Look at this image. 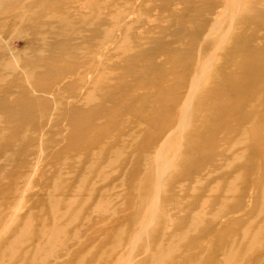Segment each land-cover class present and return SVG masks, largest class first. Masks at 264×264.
Here are the masks:
<instances>
[{"label":"rangeland","instance_id":"obj_1","mask_svg":"<svg viewBox=\"0 0 264 264\" xmlns=\"http://www.w3.org/2000/svg\"><path fill=\"white\" fill-rule=\"evenodd\" d=\"M118 2L104 10L105 17L96 12L89 14L83 1L71 3L75 9L83 8L82 16L70 18L58 13L57 19L69 17L67 20L73 18L80 24L101 26L100 32L91 34L83 32L86 27L76 31L80 36H92L94 41L91 49L77 46L78 59L86 60L92 71L100 67L91 77L78 75V83L108 81L113 85V79L124 78L123 86L105 89L121 95L116 106H108L116 109V118L127 117L136 123L124 129H112L105 123L96 127L104 143L92 149L91 154L99 157L103 148L109 149V154L97 158L87 175L83 160L72 161L55 152L57 144L69 140V135L63 137L67 128L48 124L30 131L26 125L20 130L9 126L3 129L5 120L21 119L0 116V129L4 130L0 144L5 147L0 154V264H177L180 257L188 258L183 264H190V258L207 259L213 255L211 249L218 247L224 236L231 235L238 243L241 235L236 234L237 228L247 231L248 239L251 234L264 235V73L253 69L244 74L246 68L240 64L244 52L264 54V42L254 43L248 50L243 42L264 35V30L252 34L250 25L235 22L233 35L242 40L228 42L233 45V59L218 61L214 71L201 75L207 55L198 48L206 42L208 32L218 26L216 15L220 10H203L198 0L192 6L191 0ZM257 10L264 11V6ZM61 39L74 43L68 33ZM108 40L112 43L108 53L111 68L106 73L101 70L102 63L107 62L103 44L96 41ZM50 41L51 36L46 41L48 45ZM15 45L20 56L30 53L28 45L20 41ZM193 45L197 48H191ZM53 53L49 49L41 55ZM14 65L19 71V65ZM256 68L264 69V61L258 62ZM37 84L32 83L33 87ZM213 88L215 92L209 93ZM203 95L205 102L197 110ZM187 112L191 121L185 119ZM55 117L47 113L36 121ZM86 133H91L90 129ZM18 134L40 146L33 157H27V166L21 164L27 149L24 153L12 147L6 149ZM146 137L156 138L157 142L149 144ZM185 138L192 143L189 155L183 151ZM258 145L263 147L256 153ZM76 146L84 148L88 144ZM162 151L169 159L203 167L209 179L192 183L193 189L206 192L201 204L204 211L197 210L195 220L210 223L216 231L198 239L195 223H179L191 209L185 205L173 209L171 214L178 220L175 227L186 238L163 243L161 255L151 260V253L143 252L142 244L152 226L144 229L141 238L132 240V236L144 216L142 204L161 200L159 207L163 209V205L172 203L173 196L167 199L166 191L148 190L147 180L153 172L146 161L155 160ZM180 170L178 163L172 172ZM182 189L178 184L172 191L182 195ZM248 239L242 247L228 245L227 249L223 246V251L217 250L215 255L221 260L218 264L232 258H237L238 264H250L254 251L264 244ZM185 242H189V250ZM247 247L253 251L248 252Z\"/></svg>","mask_w":264,"mask_h":264},{"label":"bare ground","instance_id":"obj_2","mask_svg":"<svg viewBox=\"0 0 264 264\" xmlns=\"http://www.w3.org/2000/svg\"><path fill=\"white\" fill-rule=\"evenodd\" d=\"M81 1H83L85 5L83 8H85L89 14L96 12L99 16L103 15L105 17L107 15L105 11L114 7L115 3L120 0H0V116L6 119H15L17 117L21 119L20 121L16 120L17 122L14 120H5L3 129L9 126L11 128L17 127L20 130L26 125L29 127L28 131H30V129L42 128L48 124L52 125V127L59 126V128L62 129L67 128L65 130H68V132L62 134L63 137L69 135V140H62L64 142L57 144V146H55V152L72 161L83 160L86 164V174L89 175L91 172L90 168L92 169L95 166L97 158L109 154V149L107 148L101 150V155L99 157L91 154L92 149L104 143V137L96 133V127L101 123H105L111 126L112 129H124L127 128L128 125L135 124L136 122L131 121V118L127 117H125L124 120L116 118V109L113 110L114 107L108 106V103H110L111 106H116V103H118L117 99H120L121 95L114 92H105V89L114 85H118L119 87L121 85L123 86L125 82L124 78H117V80L113 79L115 82L113 85H110L111 83L108 81H105L106 84H103V82L98 84L90 81L89 83H78V75L87 74L88 77H91V74L96 75L100 69V67L96 66L95 71H92L86 60L80 61L77 57V53H80V48H77V46L82 45L86 46V50L91 49L94 47V41L92 36H80L76 31L81 28L85 29L86 27L83 32L91 34L92 32H100L101 27L98 24L93 25L92 22H88L86 25L80 24L73 18L72 20H67L69 17L76 18L82 16L81 13L83 8L78 7L75 9V7L71 6V3L79 4ZM198 1L201 2L200 4H202L203 10L218 9L221 11H219V14L215 13L219 18L218 26L208 32L205 38L206 42L198 48L203 54L207 55V61L203 62L199 72V74L205 75V73L207 74L212 70L214 71L216 69L215 67H218V61L233 59V54H231L233 45H230L228 42L235 39L233 35V25L235 22L239 21L250 25L252 34L264 30V21H262L264 11L257 10L260 6H264V0ZM194 2L195 0H191V6ZM96 4L101 5L96 6ZM254 11H256L255 14L252 13ZM58 13H62L69 17H66V20H58ZM103 16L101 18L102 21L104 19ZM66 33L71 35L72 39L74 38V43H72L71 39L65 41L61 39ZM50 36L51 41L48 45L46 41ZM241 40L242 37L235 39L237 42ZM17 41L31 47L28 48V50H30L28 55L20 56V52L16 49L15 45ZM243 42L245 43L246 50H248L249 46H252L254 43L257 45L263 43L264 35L260 37L256 36L253 40L244 39ZM96 43L103 44L102 50H104V52H102V54H104L107 62L106 64L102 63L101 70L107 73L111 68L108 65L111 63L109 61L111 56L108 53L110 52L112 43H110L109 40L96 41ZM73 46H75V48H73ZM48 47L51 49V52H54V55L48 57L43 54L41 55L44 51H49ZM191 48L195 49L197 46L193 45ZM121 51L124 52V49H121ZM67 60H69V63L63 64ZM120 61L125 64L123 58H120ZM262 61H264L263 53L256 52L251 55L244 52L240 64L246 68L244 74L253 69H256L258 73L262 74L264 73V69L256 68L257 63ZM15 63L19 65V71L15 69ZM52 67H55L56 70L51 71L50 69ZM222 70H224V68ZM36 81L38 84L33 87L32 83L34 84ZM90 83H92L91 86H89ZM214 89L215 88L211 89L209 93L215 92ZM84 92L86 93L85 96H83ZM46 95L50 96L51 100L47 99ZM96 99H99L100 102L95 103L94 101ZM198 102L197 110L205 102L204 95ZM47 113H53V115H56V119H50L51 121L49 119L45 121L40 120L41 122L36 121L37 117L47 115ZM188 115L189 113L187 112L185 119L186 121H191ZM104 119L105 122H102ZM3 129H0V133L4 131ZM89 129L91 133L87 134L86 131ZM146 140L149 144L157 142V139L153 137H146ZM31 141L32 139L26 136H21L19 134L14 135L13 142L7 145L6 149L12 147L14 150L18 149V151L23 153L27 149L26 151L28 154L21 160V164L27 166L29 164L27 157H33L34 152L40 149L37 143ZM190 141L191 139H184V143H187L183 146L185 155L190 154V152H188L192 145ZM78 143H85L88 144V146L77 148L76 144ZM262 147V145H258L255 152L257 153ZM4 150L5 147L0 144V154ZM201 154H203V152H201ZM178 163L181 170L179 172H172V169L177 166ZM146 166L153 172L147 180V184L150 183L148 190L152 192V190L157 188L158 193L160 190H164V192H167V199L173 196L172 203L168 206L163 205V209L159 207L161 200H154V203L148 202V204L145 202L142 204L143 207L142 205L140 206L143 208L144 216L142 217V221L137 224V230L132 236V240L141 238L144 229L152 226L153 229L147 236V240L142 244L144 245L142 247L143 252L151 253L149 257L151 260H155L156 257L161 255L160 247L163 243L169 240H177L180 242L182 240L184 241L186 238V235L178 232L175 227L178 224V220L173 218L171 214L173 209H179L184 205L191 209L190 213L185 218L179 220V223H195L197 228H199L198 239L205 237L207 234L215 233L216 230L211 227L210 223H205L203 220H195L196 211H204L202 202L206 197V192L201 189H193L192 183H199L209 179L205 173H203V167L199 165L187 166L184 163L177 162L174 158L169 159L164 156L163 151L157 154L155 160L149 158V160L146 161ZM67 182L70 183L71 181ZM178 184L184 188V190L182 189L180 191L182 195H177V193L172 191V188ZM174 196L178 198H174ZM235 232L236 234L238 233V236L241 235L238 243L233 240V237L231 238V235L228 237L224 236L225 238L223 237L224 239L218 244V247L216 246L211 249L213 255L207 259L198 257L197 260H193V258L190 260V258L189 263H220L221 260H218L217 254L215 255L217 250L220 249L223 251V246L227 249L228 245H230V247L234 245L242 247L245 245V240L248 239L249 233L247 231L241 230L240 232L239 228H237ZM250 238L253 242L262 241V244H264V235L251 234ZM185 243L188 244H186L185 247L189 250V242ZM199 250L201 251L200 248ZM252 251L253 248L248 249V252ZM254 253L253 257L250 258V264H263L264 247L254 251ZM187 259L185 257H180V259H176V261L179 260V262L175 261V263L183 264L188 261ZM235 259L237 258L226 260L225 264H238ZM208 260L210 262H207Z\"/></svg>","mask_w":264,"mask_h":264}]
</instances>
